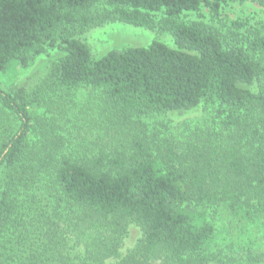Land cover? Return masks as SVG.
<instances>
[{
	"label": "trees",
	"instance_id": "1",
	"mask_svg": "<svg viewBox=\"0 0 264 264\" xmlns=\"http://www.w3.org/2000/svg\"><path fill=\"white\" fill-rule=\"evenodd\" d=\"M247 2L0 0V74L56 54L0 86V264H264V25L183 18ZM115 22L173 46L94 56Z\"/></svg>",
	"mask_w": 264,
	"mask_h": 264
},
{
	"label": "rangeland",
	"instance_id": "2",
	"mask_svg": "<svg viewBox=\"0 0 264 264\" xmlns=\"http://www.w3.org/2000/svg\"><path fill=\"white\" fill-rule=\"evenodd\" d=\"M186 20H202L209 24L220 26L222 24H231L233 21L243 20L250 24L264 25V7L255 3H228L224 5L216 20L210 10L202 6L200 13H189L183 15ZM91 49L94 56L101 57L112 50H123L129 47H147L153 40H159L173 46V39L170 34L163 31H155L144 27L134 26L125 23H110L89 30L80 37ZM56 56L54 52L48 55L35 58L28 69H22L12 64L11 68L0 74V86L7 90L13 85L23 86L26 82L34 85L45 75V67L50 65ZM194 117H188L191 120ZM150 122L160 125V122H168L172 120L173 124L183 118H174L173 116H156L147 118ZM139 230L136 227L130 228V236L126 239L125 249L131 248L139 237ZM264 249V248H263ZM264 252V250H263Z\"/></svg>",
	"mask_w": 264,
	"mask_h": 264
}]
</instances>
